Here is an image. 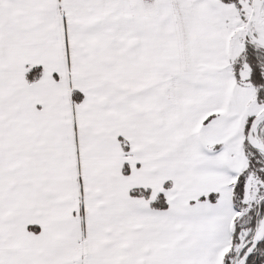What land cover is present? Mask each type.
<instances>
[{"label":"snow or ice","instance_id":"1","mask_svg":"<svg viewBox=\"0 0 264 264\" xmlns=\"http://www.w3.org/2000/svg\"><path fill=\"white\" fill-rule=\"evenodd\" d=\"M0 264H264V0H0Z\"/></svg>","mask_w":264,"mask_h":264}]
</instances>
